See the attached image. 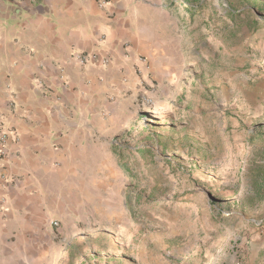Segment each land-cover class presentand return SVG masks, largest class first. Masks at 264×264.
Segmentation results:
<instances>
[{"label":"rangeland","instance_id":"374dc122","mask_svg":"<svg viewBox=\"0 0 264 264\" xmlns=\"http://www.w3.org/2000/svg\"><path fill=\"white\" fill-rule=\"evenodd\" d=\"M157 7L171 81L146 87L150 111L118 145L149 152L110 183L109 213L65 230L43 264H264V0ZM158 90L169 106L155 111Z\"/></svg>","mask_w":264,"mask_h":264},{"label":"crops","instance_id":"0c3cea01","mask_svg":"<svg viewBox=\"0 0 264 264\" xmlns=\"http://www.w3.org/2000/svg\"><path fill=\"white\" fill-rule=\"evenodd\" d=\"M163 1L0 0V264H43L65 230L117 203L113 149L135 142L146 87L171 81L151 21Z\"/></svg>","mask_w":264,"mask_h":264},{"label":"trees","instance_id":"16d2710c","mask_svg":"<svg viewBox=\"0 0 264 264\" xmlns=\"http://www.w3.org/2000/svg\"><path fill=\"white\" fill-rule=\"evenodd\" d=\"M202 6H203V4H201L199 7H191V6L185 5L188 14L190 16H193V17H195L202 10V8H203ZM251 139H252V137H250V141H249L250 144H251ZM255 142L256 141H254V142L252 141V144H254ZM147 151L149 152V149L147 147L135 148V149H125V148H122L120 146H116L113 149L114 155L123 164L122 167H123L124 171H126L127 173H129V171H130L127 167H130V165L134 162V160H136V153L147 152ZM129 156H131V157H129ZM128 175H130V174H128ZM130 177H132V176H130Z\"/></svg>","mask_w":264,"mask_h":264},{"label":"built area","instance_id":"2783aa9c","mask_svg":"<svg viewBox=\"0 0 264 264\" xmlns=\"http://www.w3.org/2000/svg\"><path fill=\"white\" fill-rule=\"evenodd\" d=\"M103 4H105L104 1H102V5H103ZM89 59H90V57L85 56V55H81L79 60H80V62H81L82 64H84V63H86ZM91 59H92V60H95L96 58H95V56H92ZM147 102L150 103V100H148ZM7 141H8V134L3 133V132H1V130H0V155H4V154H5V151H6V149H5V145H6ZM52 225H53L54 227H58V223L55 222V221L52 222Z\"/></svg>","mask_w":264,"mask_h":264}]
</instances>
